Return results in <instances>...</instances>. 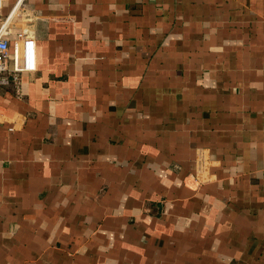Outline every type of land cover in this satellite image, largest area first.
Instances as JSON below:
<instances>
[{
  "label": "crops",
  "instance_id": "1",
  "mask_svg": "<svg viewBox=\"0 0 264 264\" xmlns=\"http://www.w3.org/2000/svg\"><path fill=\"white\" fill-rule=\"evenodd\" d=\"M15 2L0 264H264V0Z\"/></svg>",
  "mask_w": 264,
  "mask_h": 264
},
{
  "label": "built area",
  "instance_id": "2",
  "mask_svg": "<svg viewBox=\"0 0 264 264\" xmlns=\"http://www.w3.org/2000/svg\"><path fill=\"white\" fill-rule=\"evenodd\" d=\"M4 0H0V7ZM23 0H16L14 8L19 7ZM12 15H8L0 26V85L11 83L20 85L21 73L34 71L37 67V41L35 36L22 28L11 39Z\"/></svg>",
  "mask_w": 264,
  "mask_h": 264
}]
</instances>
